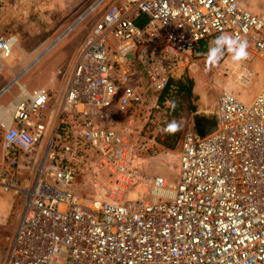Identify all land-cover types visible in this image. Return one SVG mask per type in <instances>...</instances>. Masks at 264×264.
Segmentation results:
<instances>
[{
  "label": "built area",
  "instance_id": "1",
  "mask_svg": "<svg viewBox=\"0 0 264 264\" xmlns=\"http://www.w3.org/2000/svg\"><path fill=\"white\" fill-rule=\"evenodd\" d=\"M105 1L91 4L68 31ZM223 33L240 36L264 60V0L106 4L58 94L25 90L10 103L7 127L0 116V187L20 205L0 264H264V85L248 105L224 91L215 131L199 138L193 126L183 134L177 184L155 176L144 184L145 198L126 201L73 188L91 163L115 193L139 184L124 142L134 110L147 94L170 91L200 43ZM16 47L15 36L0 33V73ZM138 75L143 94L133 83ZM10 131L27 135V145L8 146ZM44 141L35 175L24 178L22 156Z\"/></svg>",
  "mask_w": 264,
  "mask_h": 264
},
{
  "label": "rangeland",
  "instance_id": "2",
  "mask_svg": "<svg viewBox=\"0 0 264 264\" xmlns=\"http://www.w3.org/2000/svg\"><path fill=\"white\" fill-rule=\"evenodd\" d=\"M95 1L0 0V33L13 35L17 39V48L6 61L7 66L2 65L0 91L45 47L49 46L51 41L53 43L40 59L29 65L28 71L17 83L7 87L2 93L0 108L11 103L17 95L23 96V91L19 89L20 85H23L27 91L42 88L52 96L58 94L70 68L76 46L78 49L100 17L105 5L121 0H106L95 12L68 31L75 20ZM70 8L73 10L67 12ZM214 39L216 38L207 41L204 52H195L187 65L172 79L174 82L186 83L187 80L192 82L188 107L187 102L180 105L179 90L176 83H173L172 89L164 94L162 92L147 94L143 104L134 110L135 119L133 125L124 130V142L130 155V167L133 173L141 178L139 184L126 189L120 188L115 193L114 189L103 186L107 182L105 173L93 168L91 163V168L81 167L76 173L73 188L80 196L114 198L122 201L145 198L148 187L144 184L155 176H162L169 183L177 184L179 148L183 134L192 129L198 120L214 122L217 116L218 98L224 91L231 93L244 104L253 102L264 85V60L253 51L247 50L248 58L237 63L231 59L230 54L226 53L218 65L209 69L202 53L207 52L210 42ZM23 53L28 55V58L24 59ZM133 83L135 89L143 94L145 81L140 75L134 77ZM52 85L53 88H50ZM169 100L176 101L174 109L168 103ZM10 117L8 111L3 118L5 127L9 125ZM116 119L115 127L121 128L123 114L116 113ZM172 120L180 122V129L174 134L165 133L162 129ZM3 132L4 130L0 128V160ZM172 136H177V141L174 148L170 149L168 146L171 145V139L168 137ZM38 147L33 155L21 158V161L27 164L20 173L24 178L32 179L35 175L34 169L44 153L45 141ZM19 205L18 196L14 197L0 187V258L4 252L1 246L7 243L13 233Z\"/></svg>",
  "mask_w": 264,
  "mask_h": 264
},
{
  "label": "clouds",
  "instance_id": "3",
  "mask_svg": "<svg viewBox=\"0 0 264 264\" xmlns=\"http://www.w3.org/2000/svg\"><path fill=\"white\" fill-rule=\"evenodd\" d=\"M248 44L246 40L241 39L240 36L235 34L223 33L210 42V46L206 53H202L205 57L206 66L211 69L219 64L225 54H230L234 62H242L248 58ZM168 103L173 107L176 106L175 100H169ZM180 129V122L172 120L167 122L162 129L165 133L174 134ZM8 146L14 143L27 145V135L19 136L16 132L10 131L6 136Z\"/></svg>",
  "mask_w": 264,
  "mask_h": 264
},
{
  "label": "trees",
  "instance_id": "4",
  "mask_svg": "<svg viewBox=\"0 0 264 264\" xmlns=\"http://www.w3.org/2000/svg\"><path fill=\"white\" fill-rule=\"evenodd\" d=\"M137 24L138 25H142L143 24V22H141V21H137ZM219 35H215V36H212V37H210V38H216V37H218ZM210 38H208V39H205L204 41H202L201 43H200V46H199V49L196 51V52H204L205 50H206V44H207V41L210 39ZM173 83H176V85H177V87H178V94H180V105H182L183 104V102H187L188 103V105H187V107L190 105L189 104V101H190V98H191V88H192V82L190 81V80H187L186 81V83L185 82H182V81H176V82H174L173 80H171L170 81V84H172L173 85ZM168 91V89H166V90H164L163 92H162V94H164L165 92H167ZM168 138H170L171 139V141H170V144L171 145H169L168 146V148H170V149H173L174 148V145H175V143H176V141H177V136H172V137H168Z\"/></svg>",
  "mask_w": 264,
  "mask_h": 264
},
{
  "label": "bare ground",
  "instance_id": "5",
  "mask_svg": "<svg viewBox=\"0 0 264 264\" xmlns=\"http://www.w3.org/2000/svg\"><path fill=\"white\" fill-rule=\"evenodd\" d=\"M99 3H97V4H95L94 6H92V9L96 6V5H98ZM80 21V20H79ZM79 21H77V23L79 22ZM51 44V45H50ZM49 44V46H47V47H45L31 62H30V64H32V63H34L35 61H37L38 59H40V57H41V55L42 54H44L45 52H47L51 47H52V44L53 43H50ZM17 48V47H16ZM18 49H19V47H18ZM24 54V53H23ZM24 59H26V58H28V55H26V54H24V57H23ZM7 64V63H6ZM30 64H27L21 71H22V74H24V73H26L27 71H28V67H30L29 65ZM21 74V75H22ZM21 75H15V77H13V79L11 80L12 81V83H17L18 82V80H19V78L21 77ZM19 87H21L22 88V90H23V93L25 92V88H24V86L23 85H20ZM12 105V104H11ZM11 105H10V103L7 105V106H5V107H2V108H0V116L2 117V118H4V116L6 115V113L10 110V107H11ZM4 109V110H3ZM6 119V118H5Z\"/></svg>",
  "mask_w": 264,
  "mask_h": 264
},
{
  "label": "water",
  "instance_id": "6",
  "mask_svg": "<svg viewBox=\"0 0 264 264\" xmlns=\"http://www.w3.org/2000/svg\"><path fill=\"white\" fill-rule=\"evenodd\" d=\"M195 129L199 138H204L215 131L216 125L207 120H198L195 123Z\"/></svg>",
  "mask_w": 264,
  "mask_h": 264
},
{
  "label": "crops",
  "instance_id": "7",
  "mask_svg": "<svg viewBox=\"0 0 264 264\" xmlns=\"http://www.w3.org/2000/svg\"><path fill=\"white\" fill-rule=\"evenodd\" d=\"M72 10H73V9L70 8L69 11H67V12H70V11H72ZM76 50H77V46H76V48H75V50H74V52H73V55L75 54ZM72 60H73V59H72ZM71 62H72V61H71ZM63 82H64V81H63ZM62 86H63V83H62ZM24 88H25V87H24ZM50 88H53V85H52V87H50ZM56 88H57V87H56ZM25 90H26V89H25ZM26 91H27V90H26ZM22 93H23V92H22ZM25 93H26V92H24L23 95H24ZM20 95H21V96H20ZM20 95H17L16 98H15L12 102H16V100H19L21 97H23L22 94H20ZM18 97H20V98L18 99ZM12 102H11V103H12ZM10 122H11V120H10ZM10 122H9V124H10ZM38 148H39V147H38ZM38 148H37V149H38ZM22 167H23V166L21 165V168H22Z\"/></svg>",
  "mask_w": 264,
  "mask_h": 264
}]
</instances>
